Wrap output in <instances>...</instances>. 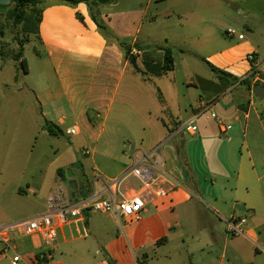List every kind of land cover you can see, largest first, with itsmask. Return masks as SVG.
Here are the masks:
<instances>
[{"label":"crops","instance_id":"1","mask_svg":"<svg viewBox=\"0 0 264 264\" xmlns=\"http://www.w3.org/2000/svg\"><path fill=\"white\" fill-rule=\"evenodd\" d=\"M130 1L122 12L111 11L120 5L121 1L117 0L98 7L95 14L98 21L99 18L104 20L110 34L127 39L126 48L135 58V65L126 58L124 48L112 42L103 27L97 25L84 3L73 7L56 0H42L38 61H34L33 68L24 55L19 60L4 55L0 40V179L11 171V167L5 166L10 155L4 157V142H24L25 138V142H33L26 157L28 164L35 158V146L41 137L52 136L44 127L45 122L55 124L62 135L77 129L74 137L79 139L78 144H84L82 155L90 157L72 162V168L67 167L66 173L56 169L46 187L44 181L49 176L50 165L39 169L46 160L40 154L30 174L40 170L41 180L35 187L29 183L26 191L18 187L7 194L11 201L16 196L24 199L17 210H7L1 190L0 218L5 219L2 226H11L46 214L53 197L59 198L64 206L96 198H119L139 190L140 181L130 173L132 155L137 150L127 148L131 154L125 151V146L113 152L99 150L97 142L129 72L133 79H143L145 83L154 81L163 88L158 87L159 96L152 93L150 98L155 97L157 101L154 111L149 113L161 133L148 154L165 149L160 154L162 162L158 163L172 179L173 186H169L165 197L146 205L139 221L121 220L105 213H86L83 218L71 220L58 229L48 259L41 258L47 251L38 236H25L18 231L0 233V239L7 240L11 247L8 252L20 254L23 264H34V261L109 264L106 254L118 264L121 261L132 264L133 258L138 263L139 257L163 244L158 245L160 240L165 238L167 242L173 231L182 229L183 219L205 218L214 226L210 236L215 240V225L227 232L226 220L244 213V238L226 236L224 251H230L228 244L234 248L231 253L235 256L254 247L260 252L257 244L264 247V214L259 212V206L264 207V188L257 186L264 181V97L253 92L256 86L264 87V22L254 25L245 20L253 14L248 8L259 0H172L171 8L162 10L156 6L152 13L149 8L153 3L159 5L169 0H148L145 10H140L145 7L143 3L140 9L130 10ZM228 6H236V13L228 11ZM262 7L264 9V2ZM225 18L235 19L241 25L233 36L237 38L234 44L218 32H226ZM239 34L244 38L239 39ZM1 36L0 33V39ZM189 41L194 48L188 51L189 55L200 59L208 70L187 56L184 46ZM167 49L172 51L174 59V69L169 72L164 70ZM135 50L137 55L133 54ZM252 53L255 59L249 61L248 55ZM220 77H225L231 83V91L235 92L232 102H221L219 107V98L225 89ZM245 78L250 79V87L241 83ZM21 79L25 83L23 89L19 86ZM89 108L95 114L96 125L91 124L92 120L88 122ZM17 113L31 119L23 134L17 135L18 140L13 133L10 138L9 132L14 123L10 122ZM212 113L224 121L225 132L211 118ZM202 117L205 123L198 124ZM191 120L197 124L198 131L190 135L198 136L200 142H189L186 147V142H175V138L182 125ZM89 131L94 142L88 141L93 140L87 138ZM222 138H227L228 142H220ZM190 144L192 148H200L201 160L215 178L212 180L214 191H205L201 186L194 165L200 160L193 154L194 149L190 150ZM86 149L91 152L89 155L84 154ZM17 159L20 158H13L11 163ZM223 159L234 170V177L220 168ZM210 164L216 169L212 170ZM15 169L24 174L29 168L20 165ZM219 177L224 178L221 184ZM42 191L45 195L40 198ZM242 204L248 208L244 212L237 210ZM0 243L4 258L8 252L4 254L5 242L0 240Z\"/></svg>","mask_w":264,"mask_h":264},{"label":"rangeland","instance_id":"2","mask_svg":"<svg viewBox=\"0 0 264 264\" xmlns=\"http://www.w3.org/2000/svg\"><path fill=\"white\" fill-rule=\"evenodd\" d=\"M120 1V5L111 8V11L114 13L124 11L126 8L125 4H127L129 0ZM147 1L148 0H131L130 10L140 9L141 3H143L145 7L141 8L140 10H145L147 8ZM263 2L264 0H259V2L251 4V7L248 9L255 15L252 14V16L245 19L246 21L254 25L264 22V9L262 7ZM156 6L159 9L167 10L168 8H171L173 4L172 0L159 5L153 3L149 8L150 13L155 11L154 8ZM14 7L15 4L10 3L9 5L4 6V8H0V33L2 34L0 40H2L4 55L9 54L14 58L15 55L22 49L24 57L28 59L29 64L33 68L35 67L34 61L36 63L38 61V38L34 31L27 34L23 25L16 24L14 17L9 16V13L14 9ZM174 7H176V5ZM236 9V6L227 7V10L232 11V13H236ZM32 10L33 8L30 6L26 8L27 13L32 12ZM99 22L103 29L108 33V37L112 42L118 43V40L127 41V39H122L117 35L110 34L109 27H107V25L104 23V20L101 18H99ZM224 22L225 28H232L237 32L241 27L238 21L235 19L233 20L232 18H225ZM32 24L35 25V21H33L31 25ZM218 32H220V35L223 38L232 41L231 44H234L237 41L236 37L232 38L231 36H228L223 30ZM191 44L193 43L189 41V44H185L184 46L187 56H191L189 55L188 51L194 49ZM191 58L193 61L203 66L205 70H208L207 65L201 63L202 61L200 59H195L193 56H191ZM131 76L132 72H129L117 92L115 105L112 108L111 115L107 118V121L103 127L104 130L101 132L97 141L99 142V150L107 149L113 152L125 146V151L130 154L131 152L127 149L129 147L133 150H141L145 153H148L157 144V142L154 141H156L160 136L161 131L156 128L157 126L154 125V121L151 120L154 119V117L152 118V115L149 113V111H154L157 101H155V97L152 100L150 98H152V93L159 96L160 90L158 87H160L161 90H163V88L154 81L145 83L143 82V79L140 81V79H133ZM220 78L225 89L222 92V96L219 98V107L221 106V102L222 104L228 101L232 102L234 100L235 92L231 91L233 89L231 88V83L227 81L225 77ZM24 84L25 83L21 79L19 82L20 88L23 89L25 87ZM157 100L159 99L157 98ZM217 103H219V101ZM152 113L154 114V112ZM207 115L210 116V113L208 112ZM16 116L15 120L10 122V124L13 122L14 123L9 128V132L10 138L12 137L13 133L17 139V135L19 136L23 134L31 119L30 116L25 114L20 115L17 113ZM87 116L88 122L91 123L92 120L91 124L96 125L97 119L90 108L87 111ZM103 118H101V120H104ZM204 123L205 117H202L198 124ZM213 126H215V124H213ZM215 128H217V126ZM63 131H65V129H63ZM216 133H218V131H216ZM86 135L87 138H93V140H88L89 142H94V136H90V131L86 132ZM26 140L27 139L25 138V141ZM78 140V138L66 134L60 137H41L38 145L36 143L35 146V158L28 164L26 163V157L29 156L31 152L33 142H4V157H6L7 154L10 155L5 166L11 167V171L10 173L4 174V176L0 179V192L2 190L4 193L3 205L7 207V210H17V208L20 207L19 205H23L25 202L24 199L17 196L11 201V199L8 198L10 196L7 197V194H10L18 187H21L24 191H26L29 187V183H33V187H35V183H39L41 180L40 170H37L36 174H34L35 176L30 174V171H32L33 168L37 166V163L33 162L40 154L44 155L46 160L44 163L40 164L39 169L42 170L44 166L47 168L48 163L50 165L49 176L44 181V185L46 187L49 186L51 182V176L56 174V169L60 168L66 173L67 167H71L70 165L72 162L78 163V161H83L85 158H90L82 155L84 144H78ZM175 142H186L185 146L187 147V143L200 142V139L198 136L192 137L189 133L183 131L177 135ZM220 142H228V140L227 138H222ZM88 147L90 146L88 145ZM191 149H194L193 154L200 160L198 163H194V165L198 170L197 174H199L201 178V186L204 187L205 191H214L216 187L212 180H215V178L209 173L211 171L210 168H207V166H205L204 162L201 160L202 153L200 148H192V144H190V150ZM162 150L165 151V149H157L156 153L153 155V160L157 163L162 162V158H160ZM13 158L20 159H17L15 163H11ZM20 165L28 166L29 169L26 173H18L15 168ZM183 165L185 166L184 163ZM210 166L212 170L216 169L211 164ZM220 168L231 173L233 177L236 175L233 172L234 170H231L232 167L228 161L225 159H223L222 163H220ZM88 176L90 178L92 177L90 172L88 173ZM218 179L221 184L224 178L219 177ZM257 186L260 188L262 186L264 188V181L257 183ZM43 195H45L44 191L40 193V198ZM203 197L205 201H208L205 196ZM31 198L35 199L34 197ZM259 208H261L259 209V212L264 214V207L259 206ZM245 209L248 208L243 204L237 207V210L241 212H244ZM4 221V218H0V229L3 227H8L2 226ZM213 227L214 226H212L208 220H205V218L203 219L199 217L196 220L183 219L182 229L180 228L177 231H173V233H171V235L168 237V241L163 242L162 245L158 246L155 253L150 252L148 261L144 262L141 257L137 255L139 257L138 263L133 258L134 263L132 264H264V247L261 246V244H257V248L260 250V252L255 251L254 247V249L244 250L241 252V254L235 256L231 253V250L234 249L231 244H228L230 251H224L226 244L225 238L229 235L225 229L215 225L217 238L212 240L210 231L213 229ZM240 237L244 238V235H240ZM230 238L232 239L233 237L231 236ZM2 253L3 245L0 243V264H11V260L15 253L10 250L4 258L2 257ZM106 256V260L109 264H111V262L113 264H118L116 259L110 257L108 254H106ZM19 264L23 263L20 262ZM34 264L40 263L34 261ZM121 264L127 263L121 261Z\"/></svg>","mask_w":264,"mask_h":264},{"label":"built area","instance_id":"3","mask_svg":"<svg viewBox=\"0 0 264 264\" xmlns=\"http://www.w3.org/2000/svg\"><path fill=\"white\" fill-rule=\"evenodd\" d=\"M228 36H235L237 32L229 28L226 30ZM239 39H243L244 35L239 34ZM135 55L138 51L135 50ZM255 55L252 53L248 55V60L253 61ZM198 117V116H197ZM211 118L215 119L222 131H226V126L223 120L219 119L215 113L211 114ZM187 132L195 134L198 127L194 120H191L182 125L179 132ZM77 129L73 128L67 131V135L76 136ZM91 152L86 149L84 154L89 155ZM152 154L145 153L144 151L137 150L133 154V165L130 173L140 181L141 186L135 193L122 196V197H107L96 198L90 201H83L75 205H61V201L57 197L49 200V209L46 214L34 216L27 220H23L16 224L0 229V233L4 232H20L25 236H38L41 239L46 253L41 255L42 259H48L50 256V249L54 247L58 229L67 225L71 220L80 219L86 213H105L112 214L121 220L139 221L143 217L144 209L149 202L158 198L165 197L169 190V186H173V181L163 169L162 165L153 160ZM227 222V232L230 236L245 235L242 226L246 223L244 215H233ZM5 242L4 254L8 252L11 247L8 245L7 240L0 239ZM22 256L15 253L11 260V264H19L22 261Z\"/></svg>","mask_w":264,"mask_h":264},{"label":"trees","instance_id":"4","mask_svg":"<svg viewBox=\"0 0 264 264\" xmlns=\"http://www.w3.org/2000/svg\"><path fill=\"white\" fill-rule=\"evenodd\" d=\"M9 1L11 2V4H15L14 9L11 10V12L9 13V16L14 17L16 24H22L23 27L26 29L27 34L34 31V33L37 35V38L39 39V24L41 22V11L38 7H39V4L42 2V0H9ZM56 1L63 3V4L73 6V7L77 6L80 3L86 4L90 9L92 18L97 23V25L100 28H102L100 22L96 18V14H95L96 9L100 6L111 4L117 0H56ZM29 6L32 7L33 10L32 12L27 13L26 8ZM0 8H4V6L0 5ZM33 21H35V25L34 24L31 25ZM118 43L121 47L124 48L126 58H128L130 62L135 65V58L130 56V49L126 48L127 41L118 40ZM22 57H23V51L21 49L15 55V59L19 60ZM23 62H25L24 59H23ZM173 69H174V59H173L172 51L170 49H167L165 51L164 70L166 72H169V71H172ZM255 73L256 71L254 70L250 76L253 77ZM241 83L246 84L249 87L251 86L250 79L245 78L241 80ZM44 127L52 136H61L63 134V132L57 126H55V124L51 122H45ZM164 241H165V238L160 240L158 242V245ZM155 251L156 250H153L152 253H155ZM148 258H149V253L144 254V256L141 257L143 261ZM111 264L113 263L111 262Z\"/></svg>","mask_w":264,"mask_h":264},{"label":"water","instance_id":"5","mask_svg":"<svg viewBox=\"0 0 264 264\" xmlns=\"http://www.w3.org/2000/svg\"><path fill=\"white\" fill-rule=\"evenodd\" d=\"M11 2L9 0H0V5L6 6L9 5ZM220 75H223L222 72H219ZM254 94L259 97H264V87L256 86L253 90Z\"/></svg>","mask_w":264,"mask_h":264}]
</instances>
